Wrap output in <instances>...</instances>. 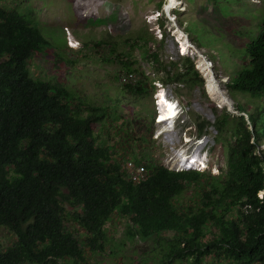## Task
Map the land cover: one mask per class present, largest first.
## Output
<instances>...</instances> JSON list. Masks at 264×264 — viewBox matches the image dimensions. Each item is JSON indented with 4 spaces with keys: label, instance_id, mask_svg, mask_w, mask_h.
Here are the masks:
<instances>
[{
    "label": "trees",
    "instance_id": "16d2710c",
    "mask_svg": "<svg viewBox=\"0 0 264 264\" xmlns=\"http://www.w3.org/2000/svg\"><path fill=\"white\" fill-rule=\"evenodd\" d=\"M19 4L0 5V228L15 237L0 247V264H88L87 256L104 253V227L114 215L126 222L125 238L163 248L154 264H264V26L246 48L247 67L226 84L229 94H247L255 103L234 101L236 115L210 102L215 120L198 126L199 136L216 129L212 153L226 151V170L215 177L116 155L95 130L109 107L86 104L31 75L29 61L48 41ZM151 58L153 69L164 72L163 86H199L204 94L205 84L215 102L189 57L166 65L156 52ZM122 64L125 73L135 72L128 61ZM122 87L144 92L141 81ZM127 159L145 167V181L129 180ZM191 188L194 198L183 204Z\"/></svg>",
    "mask_w": 264,
    "mask_h": 264
},
{
    "label": "rangeland",
    "instance_id": "374dc122",
    "mask_svg": "<svg viewBox=\"0 0 264 264\" xmlns=\"http://www.w3.org/2000/svg\"><path fill=\"white\" fill-rule=\"evenodd\" d=\"M19 1L0 0V5L20 3V11L31 16L48 41L42 54L29 61L31 75L62 85L86 104L109 107V117L102 125H96L95 130L116 155L140 156L169 170L187 168L221 176L226 170V151L220 148L211 152L217 131L210 127L199 136L198 126L205 121L214 122L210 102L220 110L223 106L231 109L230 101L217 100L200 71L215 102L209 98L205 84L204 94L199 86L193 89L182 83L163 86L160 80L165 78L164 72L153 69L151 56L156 52L163 65L178 61L183 54L175 30L185 35L183 29H187L198 41L201 47L198 51L213 62L211 69L216 68L222 77L215 78L231 100L235 113L223 108L236 114L234 101L244 105L255 101L245 99L247 94L238 91L229 94L227 79L248 65L246 48L264 26V0H162L159 14L157 5L161 0ZM137 37H144L147 42L137 41ZM97 41H103V46L94 49ZM110 47L114 54L110 53ZM189 50L186 56L196 66L198 56L193 48ZM125 61L141 81L142 94L130 93L120 84L119 77L126 72L122 64ZM170 101L176 102L182 112L174 122L175 108L167 104ZM261 149L264 150V145ZM177 152L184 153L175 156ZM194 192L193 188L188 189L181 202L190 203ZM125 227L126 222L114 215L104 227L108 236L104 253L87 256L86 262L154 264L163 248L154 241L125 238ZM14 241L9 230L0 228L1 248Z\"/></svg>",
    "mask_w": 264,
    "mask_h": 264
},
{
    "label": "bare ground",
    "instance_id": "6f19581e",
    "mask_svg": "<svg viewBox=\"0 0 264 264\" xmlns=\"http://www.w3.org/2000/svg\"><path fill=\"white\" fill-rule=\"evenodd\" d=\"M174 3V2H173ZM171 4V3H170ZM170 4L168 5L170 7ZM168 7V8H169ZM175 28V27H174ZM175 36H176V40L179 42V49H180V52L183 54V55H189L190 54V50H189V43H188V40L185 39V36L184 34H182V32L180 30H175ZM194 50V49H193ZM195 51V50H194ZM194 53H197V52H194ZM198 56V55H197ZM196 66L198 68V70L205 76L206 80H207V83H208V86L211 90V93L213 94V96L221 101L222 103L223 102H229L230 103V107H231V100L228 99L223 91L220 89L219 85L217 82H215V79L214 77H212V69H210L211 67H209L208 63L206 62V60L202 57V56H198V58L196 59ZM203 77V76H202ZM204 79V78H203ZM167 104H170V105H173L171 104L170 102H168ZM166 104V105H167ZM166 105L162 107L161 110L165 109L166 108ZM222 108V107H221ZM160 110V111H161ZM175 114H176V111H175ZM175 114L173 115V117H175ZM160 119V112H159V118ZM174 120V118H173ZM162 130H164V128H162ZM184 152H177L175 154V156H182ZM180 159V158H179ZM183 161V160H182Z\"/></svg>",
    "mask_w": 264,
    "mask_h": 264
},
{
    "label": "built area",
    "instance_id": "2783aa9c",
    "mask_svg": "<svg viewBox=\"0 0 264 264\" xmlns=\"http://www.w3.org/2000/svg\"><path fill=\"white\" fill-rule=\"evenodd\" d=\"M119 82L121 85L134 86L139 82V79L134 73H124L120 75ZM158 92L156 95H159ZM159 115L157 116V119ZM123 169L125 170L129 180L133 183H139L147 179V170L141 164H135L132 160L127 159L123 163Z\"/></svg>",
    "mask_w": 264,
    "mask_h": 264
},
{
    "label": "water",
    "instance_id": "95a60500",
    "mask_svg": "<svg viewBox=\"0 0 264 264\" xmlns=\"http://www.w3.org/2000/svg\"><path fill=\"white\" fill-rule=\"evenodd\" d=\"M185 36V39L186 40H188V36L185 34L184 35ZM189 41V40H188ZM190 47H189V49H194L195 50V52H197V53H195L196 55H198V56H202L205 60H206V62L208 63V65H209V67H211V63L209 62V60L204 56V55H202V53H200L199 51H198V49L195 47V46H193L192 44H191V42L189 41V44H188ZM181 53V52H180ZM182 55V54H181ZM182 56H184V55H182ZM196 67V70H198V68H197V66H195ZM211 69V68H210ZM199 71V70H198ZM212 72V77H214V79H215V82H217V83H219V81L215 78V76H214V73H213V71H211ZM203 78V77H202ZM219 107V106H218ZM220 108V107H219ZM228 109V111H230V112H234V110H233V105L231 104V109H229V108H227ZM235 113V112H234ZM236 115H239V113L237 112L236 113ZM185 169H187V168H185Z\"/></svg>",
    "mask_w": 264,
    "mask_h": 264
},
{
    "label": "clouds",
    "instance_id": "9594fccd",
    "mask_svg": "<svg viewBox=\"0 0 264 264\" xmlns=\"http://www.w3.org/2000/svg\"><path fill=\"white\" fill-rule=\"evenodd\" d=\"M174 9H175V8H174ZM170 103L173 104V106H174V108H175V111H176V114H175L174 120H177V118L182 114V112H179V108H178L176 102L170 101ZM174 120H173V122H174Z\"/></svg>",
    "mask_w": 264,
    "mask_h": 264
}]
</instances>
